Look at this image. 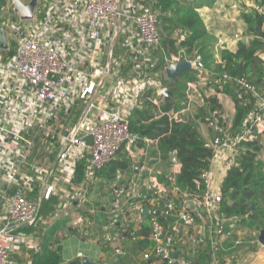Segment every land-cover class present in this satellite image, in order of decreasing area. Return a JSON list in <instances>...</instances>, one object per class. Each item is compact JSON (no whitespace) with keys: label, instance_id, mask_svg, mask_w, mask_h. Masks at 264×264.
I'll return each instance as SVG.
<instances>
[{"label":"built area","instance_id":"1","mask_svg":"<svg viewBox=\"0 0 264 264\" xmlns=\"http://www.w3.org/2000/svg\"><path fill=\"white\" fill-rule=\"evenodd\" d=\"M15 3H7L13 20L1 23L7 49H0V264H19L15 251L32 247L35 240L23 229L36 226L42 202L53 197L57 206L45 224L72 211L71 227L88 235L96 226L92 193L106 197L103 245L124 241L128 228L142 224L147 215L152 246L142 254L144 260L189 264L173 257L176 239L181 230L202 226L210 264H219L224 224L232 229L237 221L219 213L222 191L215 180L237 166L244 143L256 142L264 132V88L259 91L246 79L232 80L226 73L214 82L222 88L233 81L252 106L238 130L214 125L215 136L207 143L212 156L201 173L200 191H180L173 182H161V172L154 171L162 162L159 153L144 159L141 153L140 160L150 162L152 171L137 163L130 179L123 178L125 171H117L115 179L105 183L98 171L133 147L143 149L131 132V117L148 101L147 93L163 98L167 90L148 73L158 62V16L142 0H47L42 7L37 2L33 18L24 21ZM244 4V9L264 17V6ZM7 33L16 42L11 58L3 53L9 50ZM258 57L264 63V53ZM182 58L206 83L211 75L199 53L171 55L161 74ZM146 142L157 151L156 143ZM79 165L84 173L77 181ZM173 168L176 175V161ZM160 219L172 223L165 226ZM112 252L114 257L123 254L117 246Z\"/></svg>","mask_w":264,"mask_h":264},{"label":"trees","instance_id":"2","mask_svg":"<svg viewBox=\"0 0 264 264\" xmlns=\"http://www.w3.org/2000/svg\"><path fill=\"white\" fill-rule=\"evenodd\" d=\"M0 2L4 3L1 0ZM214 2L215 0H153V2L148 0L147 7L157 14L160 32L162 31L169 36L175 30L180 29L185 34L186 39L180 42L179 47L185 48L184 53L188 55L192 53L194 47L196 48L197 43L207 35L206 27L199 16L198 10L213 5ZM254 2L259 6H264V0H254ZM240 18L247 28L250 35L249 39L239 41L234 50L224 51L221 57L222 63L215 65V70L210 72L211 76H207V82L214 87L215 91L228 95L234 103L233 130H238L243 118L252 106L250 103H246L249 96L243 94L233 81L225 83L222 88H219L214 82L221 79L222 74L226 73L232 80L237 78L246 79L249 83L255 85L259 91L264 88V63L258 57L264 53V31H262L264 17L256 11L245 9ZM1 28L0 26V30ZM174 45L173 41L163 40L161 37L160 47L156 53L157 64H161L163 61V56H165L163 49L165 50L166 47L168 54L177 53L179 48L176 50ZM14 53L15 50L9 49L4 56L11 58ZM157 64L151 69H156ZM191 74L188 71L181 77L186 83H192L194 80ZM168 85L173 88L169 89L170 100H163V105L160 108L161 116H155L151 110L146 108L143 110L138 109L131 117L130 129L138 137L139 146L143 145L142 140L156 143L157 151H153L151 156L155 157L159 153L162 160L161 165L166 163L167 166L173 167L174 161L179 164L180 169L176 175H172L171 172L163 175L161 172L158 175L161 182L166 185L173 182L180 191L198 192L204 187V182L200 176L208 168L212 151L199 133L198 128L191 121L173 120L168 115L170 112L177 111L178 107L174 102L176 99H180L179 91L183 88L177 80L170 81ZM207 103L208 115L215 119L218 118L221 105L216 97L211 96L207 99ZM150 107L151 109L154 108L152 105ZM218 119L221 120L222 118ZM218 119H216L217 122H219ZM205 123H208V121H205ZM212 124L215 127H220L219 123L215 124L213 122ZM259 149L260 147L257 146L256 142L244 143L238 157L237 166L227 172L221 184L222 203L219 213L226 220L236 219L235 226L240 227L247 220H256L258 214H261L257 195L264 188V177L260 171L263 168L262 163L257 159ZM170 153H175L174 160H171ZM128 168L129 164L126 160L115 159L103 170L98 171L96 175L105 183H109L115 179L117 171H127ZM83 173L82 165H79L77 181L82 180ZM100 188L102 187L100 186ZM262 202H264V198H262ZM56 204L57 200L54 197L44 200L36 226L23 229L25 233L32 234L38 243L37 249L33 251L31 260H29L30 264H63L59 252L50 247L51 241L54 240L52 236L54 231L52 230L57 225H54L55 228L51 230L45 224ZM261 215L264 217V212ZM144 220L142 224L129 227L127 233H124L125 240L117 245L123 251L120 257H116L117 264H131L133 259L138 255L142 257V254L151 248L152 245L148 240L150 216L146 215ZM160 222L165 226H170L172 223L170 219H160ZM229 224H224V233L230 230ZM134 228L136 231L131 235L130 233ZM104 246L105 248L108 247L107 245ZM207 250L205 248L204 256L206 263L210 264L211 259L207 255ZM219 255H221L220 252ZM150 260H144V262L151 263ZM17 262L19 264L23 263L20 260ZM69 264L82 263L76 261Z\"/></svg>","mask_w":264,"mask_h":264},{"label":"rangeland","instance_id":"3","mask_svg":"<svg viewBox=\"0 0 264 264\" xmlns=\"http://www.w3.org/2000/svg\"><path fill=\"white\" fill-rule=\"evenodd\" d=\"M4 3L0 2V26L2 23V20L5 18L12 19L10 17V14H12L11 9L8 8V1L9 0H1ZM24 3H28L29 0H21ZM47 0H38V6L42 7L44 6V3ZM144 2L148 0H142ZM217 3V6H215L214 9L210 12V20L207 21V27L211 29V32H208V34L200 40L196 48H193L192 53H189L188 56L191 57L193 53H203L202 56L205 59V63L209 65V63L218 65L219 63H222L221 57L224 51L231 50L233 47H235L239 41V38L243 39L244 41L248 40L250 35L247 31L246 26L242 22L240 15L245 10V4H255L254 0H215ZM153 2V0H152ZM245 5V6H244ZM6 10H8L6 12ZM8 13V14H7ZM9 15V16H8ZM16 19L18 17L16 15L13 16ZM13 20V19H12ZM209 22V23H208ZM262 31L263 27H262ZM162 32V31H161ZM7 39L9 43V49L15 50L16 48V42L11 39V36L7 33ZM162 39L173 41L175 43L174 48H179L177 53L174 54H168L166 52L167 47L165 50L163 49L165 56H163V61L159 66L152 70L148 69V73L151 71L152 73L149 74L150 78L153 81H157L161 83V78L155 77V75L161 70V68L166 64V60L170 58L171 55H179L181 52H185V48L179 47V44L181 41L186 39L185 34L179 29L172 32L169 36L164 34L162 32ZM161 52V50H159ZM4 54L6 52H3ZM149 64V63H148ZM192 79L194 80L191 85L188 86L185 80L181 81V84L183 86L182 90L179 91L180 99L175 100V105L178 107L177 111L170 112L168 115L173 120H181V121H191L200 131L206 130V132L211 131V133L207 134L208 140H212L214 138L215 130L211 129V126L208 127V124L213 125L212 123L216 121L218 118H213L208 115L206 107L208 105L207 99L211 96L208 94V88H209V82H202L201 79L196 76L195 74H191ZM170 82V81H169ZM168 81L162 82V86L169 91V89L173 88L170 87ZM180 82V81H178ZM170 92V91H169ZM216 92V91H214ZM164 98H161L157 96L155 93H150V96L148 98V101H145L142 110L148 109L151 110V112L156 116H161V105H163ZM230 102V101H229ZM147 103V105H145ZM231 103V102H230ZM228 103L225 107H222V112L229 114L231 111V105ZM224 104V103H223ZM150 105H152L154 108L151 109ZM228 109V110H227ZM225 110V111H224ZM230 110V111H229ZM157 117V118H158ZM205 121H208V123H205ZM219 126L221 128H225L226 124L223 123V120L218 119ZM214 129V126L212 127ZM143 145L141 146L143 149L137 147V148H131V153H121L119 154L116 159L126 160L129 164V169L125 171L124 173V179H130L131 172L130 169L135 166L140 160L141 153L143 154L142 159L144 157L150 158L151 153L154 151L153 144H150L146 142V140H142ZM207 143V142H206ZM257 145L260 147V151L258 152L257 159L262 163V170L261 175L264 177V135L259 137L256 140ZM143 151V152H142ZM146 152V156H145ZM141 159V160H142ZM170 167V169H169ZM154 171L156 172H162L163 175L168 174L171 172L173 175L174 168L172 166H167L166 163L159 166L154 167ZM264 183V182H263ZM262 198H264V188L260 190L259 194L257 195V201L260 205L261 214L264 212V202H262ZM258 214V217L256 220H247L243 225L235 226L230 228V230L227 233L223 234V239H226L225 244L223 245V250L221 252L222 257H225V263L223 264H252L251 260L253 257V254H255V249L260 248L262 246H259L258 244V236L259 231L262 229L264 225V217L263 215ZM222 241V240H221ZM204 245L206 242H203ZM15 255L19 256L20 259H28L31 255V251L29 248H26L25 246H19L18 249L15 251Z\"/></svg>","mask_w":264,"mask_h":264},{"label":"crops","instance_id":"4","mask_svg":"<svg viewBox=\"0 0 264 264\" xmlns=\"http://www.w3.org/2000/svg\"><path fill=\"white\" fill-rule=\"evenodd\" d=\"M216 3L217 2L215 1L213 3V5H209V6L203 7V8L198 10L199 16H200L203 24L206 27L207 34H208V32H211V29H209V27H207L206 24H207V21L210 20V14H211L210 12L212 11V9L215 8V6H217ZM239 40H243V39L239 38ZM236 47H237V45L235 47H233V49H231V50L236 49ZM203 59H204V57H203ZM205 62L206 61L204 59V63ZM158 66H159V63L157 64V67ZM205 66L209 72L215 70L214 64L209 63V65H207L205 63ZM157 75L159 78L162 77L161 85H162V82H164V81L165 82L170 81L166 78L164 73L161 74L160 70L157 73ZM177 81H180V83H181V81H183V78L179 77L177 79ZM187 84H191V83H187ZM209 85L210 86L208 88L209 89L208 94L212 97H216L219 104L221 105V110H222L223 106L225 107L228 103L231 102L230 103L231 111L229 110L230 113L228 114L227 111L224 110L225 113L220 111V114L222 115L223 123L226 124V126H231L232 130H233L234 129L233 128V121H234V117H235L234 103L232 102L231 98L228 95L220 93V92L219 93L214 92L215 91L214 87H212L211 84H209ZM150 93H154V92L151 91V92L147 93L148 98L150 96ZM209 126H211V129L214 130L212 128L213 125L208 124V127ZM198 131L201 134V136L203 137V139L208 143L210 140H208L207 136H209V135H207V134L211 133V131L206 132V130L200 131L199 129H198ZM214 135H215V133H214ZM263 135H264V132L261 133L257 137V139ZM259 151H260V149H259ZM138 164H140L144 168L147 167L148 169H150L152 171V168L148 167V166H151V163L148 162L147 160H146V162L144 160H140L138 162ZM163 164L164 163H162V165ZM159 166H161V164L157 165L155 167H159ZM148 176H149V174L145 173L143 177L146 178ZM225 176L226 175H217V178L215 180V186L221 188V184H222V181H223ZM106 205H107V202H106L105 194L101 193L100 196L97 195L96 193L91 194V206L92 207L94 206L95 209H97V214L92 217V219L96 223V226H95V228L89 229L87 231L88 235H86L83 232H78L77 230L73 229L72 227H69V226H71L72 219L74 218L73 213H75L72 211L67 213L66 216H62L60 219H58L52 225H48V227H50L51 230L53 228H55L54 225H57V227H58V228L56 227L54 230H52V231H54V234L52 235L54 240L51 241L50 247L53 250H57L59 252V254L62 258L63 264H69V263H73L76 261H79L80 263H82L83 260H86L89 264H117V261H116L117 258L113 256L112 249L114 246H117L118 243H115L111 246L107 245L108 247L105 248V246L102 244V242L100 240V238L102 236V230L101 229H102L103 225H105L107 222V220H106V215H107ZM56 206H57V204L54 206V210L51 214L54 213ZM135 225H137V224H135ZM181 232H182L181 235L179 237H177V239H176V243H175V247H174L175 251L173 253V257L175 259H177L178 261L179 260L188 261L189 264H207L206 260H205V256H204V250L206 248V246L203 243L206 240L204 228L202 226H198V227H195L193 229H183V230H181ZM221 240L222 241H221L220 246L223 250V245L225 244L226 239L222 238ZM259 246H261V245H259ZM37 247H38V243L34 240L33 246L29 248V250L31 251V255H30V257H28V259H26V260L20 259V257L18 255L17 256L15 255L14 257L17 261L20 260V261H23V263H29V260H31V257H32V253L34 250L37 249ZM221 252H220V254H221ZM78 254H82V258H77ZM207 255H208V253H207ZM150 261H151V263L144 262L141 255H138L135 259H133V262L131 264H164L163 262L156 261L154 259H152ZM251 262H252V264H264V246H262L261 249L258 247H257V249H255V254H253ZM223 263H225V257L224 256L222 257V255H219V264H223Z\"/></svg>","mask_w":264,"mask_h":264},{"label":"water","instance_id":"5","mask_svg":"<svg viewBox=\"0 0 264 264\" xmlns=\"http://www.w3.org/2000/svg\"><path fill=\"white\" fill-rule=\"evenodd\" d=\"M37 1L38 0H30V2L24 4L20 0H16L15 12L17 13V15L21 20L26 21V20H31L33 18V14L37 6ZM0 49L2 50L7 49V41L3 29L0 30ZM188 71H190V64L185 59L182 58L178 62L170 64L168 67H166L164 70V74L168 80L176 81L179 77H181ZM169 95L170 92L166 90L163 92L162 97L166 101H168L170 100ZM174 159H175V153L171 154V160ZM137 171L138 168L135 169V172ZM146 212H147L146 210H143V214H145ZM258 244L264 246V225L262 229L259 231ZM82 264H89V263L86 260H83Z\"/></svg>","mask_w":264,"mask_h":264}]
</instances>
